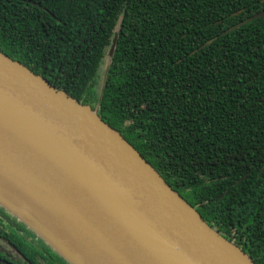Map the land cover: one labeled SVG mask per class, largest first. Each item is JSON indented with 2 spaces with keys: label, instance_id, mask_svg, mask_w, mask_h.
I'll return each instance as SVG.
<instances>
[{
  "label": "trees",
  "instance_id": "trees-1",
  "mask_svg": "<svg viewBox=\"0 0 264 264\" xmlns=\"http://www.w3.org/2000/svg\"><path fill=\"white\" fill-rule=\"evenodd\" d=\"M32 1L0 0V51L96 108L210 227L264 264V17L223 32L264 0ZM0 238L16 252L0 248L7 264H65L2 205Z\"/></svg>",
  "mask_w": 264,
  "mask_h": 264
},
{
  "label": "water",
  "instance_id": "water-1",
  "mask_svg": "<svg viewBox=\"0 0 264 264\" xmlns=\"http://www.w3.org/2000/svg\"><path fill=\"white\" fill-rule=\"evenodd\" d=\"M257 17L264 10L223 32ZM0 178L31 198L21 213L2 198L0 205L70 264H90V252L108 264H257L210 227L96 108L2 51ZM37 206L74 234V259L41 231Z\"/></svg>",
  "mask_w": 264,
  "mask_h": 264
},
{
  "label": "bare ground",
  "instance_id": "bare-ground-1",
  "mask_svg": "<svg viewBox=\"0 0 264 264\" xmlns=\"http://www.w3.org/2000/svg\"><path fill=\"white\" fill-rule=\"evenodd\" d=\"M0 198L6 201L12 208L21 213V205L24 201H31V198L24 192L16 189L13 185L0 178ZM36 213L45 223V227H41L48 237H50L59 247L67 252L73 259L75 253L74 242L76 240L74 234L66 229L53 215L45 208L37 206ZM70 240L68 246L63 242ZM90 264H108L103 258L95 253L90 252Z\"/></svg>",
  "mask_w": 264,
  "mask_h": 264
},
{
  "label": "flooded vegetation",
  "instance_id": "flooded-vegetation-1",
  "mask_svg": "<svg viewBox=\"0 0 264 264\" xmlns=\"http://www.w3.org/2000/svg\"><path fill=\"white\" fill-rule=\"evenodd\" d=\"M25 1H28V2H30V3H34L32 0H25ZM0 239H1V238H0ZM0 248L4 249L5 252L8 251L10 254H12V255H16V252H15V251H13V253H12L10 250H8V249L5 248V247H0ZM11 249H12V248H11ZM21 263L23 264V262H21ZM64 263H65V264H70L67 260H65ZM18 264H19V263H18Z\"/></svg>",
  "mask_w": 264,
  "mask_h": 264
},
{
  "label": "rangeland",
  "instance_id": "rangeland-1",
  "mask_svg": "<svg viewBox=\"0 0 264 264\" xmlns=\"http://www.w3.org/2000/svg\"><path fill=\"white\" fill-rule=\"evenodd\" d=\"M48 244V243H47ZM49 245V244H48ZM50 246V245H49ZM0 247H5V248H7L8 250H10L12 253H13V249H11L10 247H9V245L6 243V242H4L2 239H0Z\"/></svg>",
  "mask_w": 264,
  "mask_h": 264
}]
</instances>
